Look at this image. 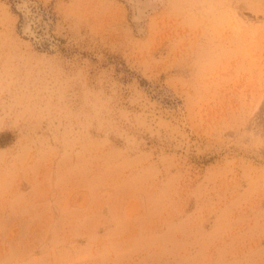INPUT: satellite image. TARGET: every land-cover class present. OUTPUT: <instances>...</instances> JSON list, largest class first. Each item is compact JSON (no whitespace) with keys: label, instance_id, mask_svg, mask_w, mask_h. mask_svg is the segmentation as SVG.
Returning a JSON list of instances; mask_svg holds the SVG:
<instances>
[{"label":"rangeland","instance_id":"obj_1","mask_svg":"<svg viewBox=\"0 0 264 264\" xmlns=\"http://www.w3.org/2000/svg\"><path fill=\"white\" fill-rule=\"evenodd\" d=\"M0 264H264V0H0Z\"/></svg>","mask_w":264,"mask_h":264},{"label":"bare ground","instance_id":"obj_2","mask_svg":"<svg viewBox=\"0 0 264 264\" xmlns=\"http://www.w3.org/2000/svg\"><path fill=\"white\" fill-rule=\"evenodd\" d=\"M19 9L21 10V12L23 13V21H22V23H23V25H22V29H23V32H25V34L27 33V34H29V35H32L33 37H35V32H33L32 30H31V24H30V21H31V16H30V14H31V10H30V8H29V6L28 5H26V3H25V5H23V6H19ZM33 17V16H32ZM34 19H35V17H34ZM37 20V19H36ZM38 21V20H37ZM48 35V34H47ZM50 44H53V42L50 40V39H48V38H45ZM37 40V39H36ZM53 46V45H52Z\"/></svg>","mask_w":264,"mask_h":264}]
</instances>
